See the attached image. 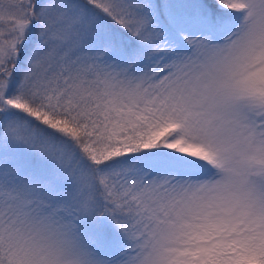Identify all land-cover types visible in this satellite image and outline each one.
Listing matches in <instances>:
<instances>
[{
    "label": "snow or ice",
    "instance_id": "snow-or-ice-1",
    "mask_svg": "<svg viewBox=\"0 0 264 264\" xmlns=\"http://www.w3.org/2000/svg\"><path fill=\"white\" fill-rule=\"evenodd\" d=\"M0 264H264V0H0Z\"/></svg>",
    "mask_w": 264,
    "mask_h": 264
}]
</instances>
